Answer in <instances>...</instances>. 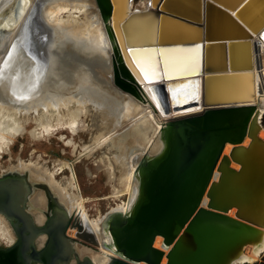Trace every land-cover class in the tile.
Listing matches in <instances>:
<instances>
[{
  "label": "water",
  "instance_id": "water-1",
  "mask_svg": "<svg viewBox=\"0 0 264 264\" xmlns=\"http://www.w3.org/2000/svg\"><path fill=\"white\" fill-rule=\"evenodd\" d=\"M92 1L111 46L105 84L166 117L158 151L143 152L135 163L136 195L129 209L106 213L101 221L102 247L115 257L109 264H161L162 258L163 264L236 263L242 248L261 242L264 229V141L258 138L261 116L247 72L250 54H259L249 40L264 26V0H142L144 10L129 13L125 3L131 0ZM27 9L26 0H14L0 13V58L14 45L26 48L35 21L32 7ZM16 26L21 44L16 36L9 41ZM29 44L26 52L35 60L31 55L39 44ZM177 48L193 49L194 62L183 73L166 74L162 52ZM137 51L153 60L157 74L151 83L134 63ZM226 144L231 148L223 155ZM214 171L218 177L212 181ZM31 185L24 173L0 177V215L15 238L0 248V264H31L41 253L23 244L33 240L36 228L24 230L20 216H13L14 210L28 213ZM156 237L159 249L153 247ZM64 241L66 249L75 242L66 236Z\"/></svg>",
  "mask_w": 264,
  "mask_h": 264
},
{
  "label": "bare ground",
  "instance_id": "bare-ground-1",
  "mask_svg": "<svg viewBox=\"0 0 264 264\" xmlns=\"http://www.w3.org/2000/svg\"><path fill=\"white\" fill-rule=\"evenodd\" d=\"M13 1L0 0V13L11 8ZM26 1L27 8L32 7L31 17L35 19L31 26L33 37L28 32L29 39L24 42L26 45L24 50H15L11 59H9L8 54L5 57L3 56L4 61H2L3 57L0 58V73H2L0 75V119H5L10 126L8 130L6 129V132L0 133V157L7 154L8 148L15 137L23 133L15 117L21 118L28 113H32V116L35 115L34 121L40 118L33 125L34 128L38 127V130L33 129V131H30V135L35 139L43 137L45 139L61 133H67L73 138L79 130L78 122H81L83 118L87 121L89 118L90 120L93 118L94 121L92 119L89 123V129L81 128L84 134L90 136L93 145L91 152L98 149L96 148L98 140L99 143H102V141L107 140V137H112L115 131L127 128L120 136L117 135L112 138L117 140L113 146L101 147L106 151L101 159L112 161L108 165H103L106 171H111L112 164L117 168L124 166L123 169L125 170H122L121 183H126V189L122 192L128 196L127 203L114 206L108 213H125L136 195V183L133 179L135 163L143 152L151 155L158 151L160 144L156 143L158 142L160 124L166 117H158L140 99V101L135 100L122 94L118 96L117 91H111L110 87L105 84V80L108 81L111 46L106 39L100 21L101 34L95 32L92 13L88 11V6L82 2L92 0H71L75 3H65V1L62 4L54 5L49 3L54 0H44L46 2L38 4V6L32 5L33 0ZM143 1L145 2V0ZM133 2L134 0L125 3L128 13L133 9L144 10V2L141 8L134 7ZM5 8L6 10H4ZM122 9L123 7H121ZM19 26L11 31L9 41L16 36L17 43L21 44L23 37L21 38L20 33H18L21 31ZM49 31L53 32L55 37L58 38V41H55L56 43H50V41L43 43L49 40ZM34 36H39L38 38L42 41H37ZM100 37L105 40L102 44ZM39 41L41 42L39 43ZM32 42L39 44L38 48L36 47V50L32 51L31 56H36L35 60V57L28 55L29 51L26 52L27 49L31 48L29 43ZM249 43L250 48L252 44H258L259 54H256V56L254 53L250 54V68L247 72H249L251 81L252 104H255L258 115L262 116L264 114V26L256 35L250 37ZM161 56L165 63V73L169 75L187 71L194 62L193 49L189 48H177L162 52ZM132 57L145 81L155 78L154 75L157 74V71L148 52H133ZM254 57L258 59L259 66L257 69L254 65ZM35 62L37 69L35 68ZM5 64H7L6 68ZM91 79L96 82H92ZM137 84L144 92H149V87L144 86L143 81ZM78 92H81V94L78 95ZM33 97L34 99H32ZM43 108L47 110L45 115L42 116L41 114L37 117V111L38 113L42 112ZM20 110L23 111L21 114ZM147 117L148 120H143ZM47 119L54 122L52 127L49 123L43 125L42 120L47 121ZM95 124L100 127V130L96 133L97 136L94 137V133L92 135L91 132L96 131ZM93 129L94 131H92ZM258 138L264 141L263 130L258 133ZM60 140L63 141L65 138L61 135ZM247 141L245 139L242 146H245ZM65 146H71L70 141H66ZM230 148L231 146L226 144L222 154L226 155ZM74 151L75 147H72V152ZM107 154L111 156L107 157ZM43 167L44 165L39 164L35 165L33 169L23 172L33 183L27 194L26 207L29 214H21L17 210L13 211V216H20L19 219L23 221L24 230L29 229L30 226L32 231L35 230L34 228L37 230V234H33V240L23 243L25 246L33 248L34 252H36V249L41 252L38 258L35 257V260L31 261V264L33 262L36 264H54L57 261L56 258L65 256L68 264H76L78 261H81L82 264H109L115 257L102 247V243L105 242L100 229L103 217L97 220H88L83 209L84 201L74 194L76 188L72 181L54 180V177L61 174L69 165L66 163L56 164L49 171H44ZM230 168L236 170L237 166L230 163ZM217 175L218 173L214 171L212 181L217 179ZM1 190L2 187H0ZM120 193L119 190H114L112 198L117 201L118 198L124 195L123 193L119 195ZM52 201L56 203V208ZM18 204L17 200L13 202V208L17 209ZM204 204L205 202H202V205ZM232 212L230 211L228 215H232ZM65 213L67 216L62 224L65 227L64 231L74 236L75 239L72 240L77 241L76 243L80 242L90 248V253L84 251L75 242L76 245L72 243L67 247L68 249L65 248V245H62L60 241V220L65 216ZM3 218V215H0V243L11 237V245L14 243V236H11V226L8 223L6 224ZM73 219L75 221L70 226ZM51 220L52 222H50ZM261 231V242L257 246L242 248V254L234 264L252 263L264 251V229H261ZM45 242L48 244L46 251ZM153 247L160 248L158 237L154 239ZM69 260H73V262ZM163 263L164 258L161 260V264Z\"/></svg>",
  "mask_w": 264,
  "mask_h": 264
},
{
  "label": "rangeland",
  "instance_id": "rangeland-1",
  "mask_svg": "<svg viewBox=\"0 0 264 264\" xmlns=\"http://www.w3.org/2000/svg\"><path fill=\"white\" fill-rule=\"evenodd\" d=\"M63 2L71 3V4L75 3L74 1H71V0H54V1H50L49 3L50 5H54V4H59V3L62 4ZM82 2H84L83 4H86V6H88L87 7L88 11L92 13L95 32L97 34H101V30H100L101 26L99 24L96 10L94 9V7H92V1H88V2L82 1ZM133 5L134 7L141 8L143 6V1L134 0ZM48 35H49V40L43 43H47L49 41L50 43H56L55 41H58L57 40L58 38L55 37L53 32L49 31ZM100 38H101V44H102L105 40L102 37ZM59 39L62 40L61 38ZM0 45H2L1 41H0ZM91 80L92 82H96L94 81V79H91ZM80 94L81 92H78V95ZM32 99H34V97ZM45 111H47L46 108L45 109L43 108L42 112L38 113L37 111V117H39L41 114L42 116H44ZM22 112L23 111L20 110V114ZM31 114L32 113L30 114L28 113L27 115L21 118L17 117L18 119L15 117L16 122L17 124L19 123V126L21 127L23 133L15 137L13 143L8 148L7 154L1 155L0 157V176L5 175L9 172L23 173L25 170L33 169L35 165L37 166L39 164L44 165L43 167L44 171L46 170L49 171L53 166H56V164L59 165L61 163H66L69 165V167L64 169L61 174L56 175V177H54V180L57 181V180L62 179L64 181L66 180L72 181V184L76 188V190L74 191V194L80 197L84 201L83 209H84L86 218L88 220H97L103 217L106 213L110 212L111 209L114 208V206L121 205L122 203H127L128 196L123 193L124 190L126 189V183L125 182L124 184L121 183V180H122L121 178L123 177L122 170H125L123 169L124 166L117 168L112 164L114 169L111 166L112 172L111 171L108 172L104 169L103 165H106V164L108 165V163L112 161H107L108 159L107 160L101 159V156L105 155L104 153H106V151L101 147L113 146L114 142L117 140L112 139V138L116 137L117 135L120 136L123 132L127 130V128H122L118 131H115L112 134V137L110 138L107 137L106 138L107 140L102 141V143L101 142L99 143V140H98V143L96 144V148L98 149L92 150L91 152L93 145L90 141V136L84 134L81 128L89 129L90 128L89 123H91V120L93 118L91 120L89 118L88 121L83 118L81 122H78L79 130H78V133L75 136H73V138L67 133H61L60 135H52L51 137H48L45 139L44 137L40 139H35V138H32V136L30 135L31 134L30 131L31 130L33 131V129L35 131L38 130V127L34 128L33 125L35 124V122H38V119L40 118L34 121L33 119L35 115L33 114L32 116ZM148 119L149 118L147 117V119L145 118L143 120H148ZM262 120L264 121V114L260 118V124H261L262 130L264 131V124H262ZM42 121L44 122L43 125L44 124L47 125L46 123L51 124L50 127H52V123H54L50 119L49 120L47 119V121L46 120L45 121L42 120ZM95 126H96V131H94L93 129L92 131L94 132H91L92 135L94 133V137L97 136L96 133L99 132L100 130V127H98L97 124H95ZM9 127H10L9 122L5 121V119H0V133L6 132ZM61 135L62 137L65 138V140L63 141L60 140ZM66 141H70L71 146L69 147L65 146ZM156 144H158V142ZM72 147H75L74 152H72ZM106 156L110 157L111 155L107 154ZM31 184H32L31 186H33V183ZM114 190H117V191L119 190L121 193L124 194L123 196L118 198L117 201H115V199L112 198ZM121 193L119 195H121ZM66 216L67 215L65 213V216L60 220L61 221L60 222L61 223L60 233H62L61 232L62 229L64 231V226L62 224L64 220L66 219ZM50 222H52V220ZM67 235L68 236L65 235L67 239H70V240L75 239V237L72 236L71 234H67ZM11 236H14V235L11 234ZM159 240L161 239L159 238ZM11 241H12V238L10 237V239H7L1 242L0 248L1 249L7 248L8 247L7 245H10ZM13 241H15V238L13 239ZM76 244H78V246L81 247L84 251L90 253L91 249L85 246L84 244L80 242ZM36 251H38V249H36ZM69 261L73 262V260H69ZM79 262L80 264H82L81 261H78L76 264H79ZM32 264H35V263H32ZM139 264H142V263H139ZM243 264H264V251L255 259L254 262L243 263Z\"/></svg>",
  "mask_w": 264,
  "mask_h": 264
},
{
  "label": "flooded vegetation",
  "instance_id": "flooded-vegetation-1",
  "mask_svg": "<svg viewBox=\"0 0 264 264\" xmlns=\"http://www.w3.org/2000/svg\"><path fill=\"white\" fill-rule=\"evenodd\" d=\"M52 203L54 204V206H55V208H56V203H54L53 201H52ZM62 233L60 234V241H61V243H65V235L66 236H68L67 235V233L65 232V231H63V229H62V231H61ZM72 238V237H71ZM63 240V241H62ZM73 244H75V243H73ZM63 245V244H62ZM76 245V244H75ZM67 257L65 256V257H63V258H56V260L57 261H55V263L54 264H58V263H61V264H68V261H67V259H66ZM34 263V262H33ZM80 263V262H79ZM36 264V263H35Z\"/></svg>",
  "mask_w": 264,
  "mask_h": 264
},
{
  "label": "snow or ice",
  "instance_id": "snow-or-ice-1",
  "mask_svg": "<svg viewBox=\"0 0 264 264\" xmlns=\"http://www.w3.org/2000/svg\"><path fill=\"white\" fill-rule=\"evenodd\" d=\"M21 42L23 43L24 41L22 40ZM14 52H15V45L13 46L12 51H10V52L8 53V57H9V59H11V57L13 56V53H14ZM6 67H7V64H5V68H6ZM36 71H38V70H36ZM0 75H2V73H0ZM148 82L151 83V82H152L151 79H149Z\"/></svg>",
  "mask_w": 264,
  "mask_h": 264
},
{
  "label": "built area",
  "instance_id": "built-area-1",
  "mask_svg": "<svg viewBox=\"0 0 264 264\" xmlns=\"http://www.w3.org/2000/svg\"><path fill=\"white\" fill-rule=\"evenodd\" d=\"M213 174H214V172H213ZM202 202H204V199H202Z\"/></svg>",
  "mask_w": 264,
  "mask_h": 264
},
{
  "label": "trees",
  "instance_id": "trees-1",
  "mask_svg": "<svg viewBox=\"0 0 264 264\" xmlns=\"http://www.w3.org/2000/svg\"><path fill=\"white\" fill-rule=\"evenodd\" d=\"M262 124H264V121L262 120Z\"/></svg>",
  "mask_w": 264,
  "mask_h": 264
}]
</instances>
